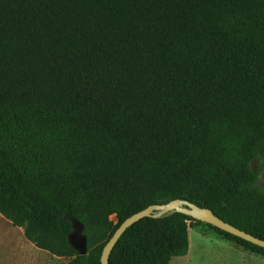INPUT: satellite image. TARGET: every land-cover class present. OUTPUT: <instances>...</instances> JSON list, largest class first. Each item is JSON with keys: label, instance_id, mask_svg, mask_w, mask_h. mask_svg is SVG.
<instances>
[{"label": "trees", "instance_id": "16d2710c", "mask_svg": "<svg viewBox=\"0 0 264 264\" xmlns=\"http://www.w3.org/2000/svg\"><path fill=\"white\" fill-rule=\"evenodd\" d=\"M263 173L264 0H0V214L37 248L100 264L173 200L264 240ZM196 227L264 259L170 212L108 264H168Z\"/></svg>", "mask_w": 264, "mask_h": 264}, {"label": "water", "instance_id": "95a60500", "mask_svg": "<svg viewBox=\"0 0 264 264\" xmlns=\"http://www.w3.org/2000/svg\"><path fill=\"white\" fill-rule=\"evenodd\" d=\"M159 211L160 213H170L178 212L186 216L192 217L193 219L200 221L202 223L211 225L221 231L229 233L235 237L241 238L248 241L254 245L264 248V240L258 239L238 228L222 221L217 216H215L211 210L207 208H199L198 206L184 200H173L167 204L162 205H152L149 206L130 217L126 218L113 232L111 237L105 243L101 257L100 264H108V256L113 246L122 235V233L135 222L143 217H159L161 215L155 216L154 213ZM163 215V214H162ZM74 231L68 236V242L70 246L79 254L85 255L87 253V240L82 234V226L77 222H72Z\"/></svg>", "mask_w": 264, "mask_h": 264}, {"label": "crops", "instance_id": "0c3cea01", "mask_svg": "<svg viewBox=\"0 0 264 264\" xmlns=\"http://www.w3.org/2000/svg\"><path fill=\"white\" fill-rule=\"evenodd\" d=\"M0 225L5 226V228L0 227V264H54L55 263L57 257H51L46 251L37 248L34 244H32L30 241H28L25 238L23 234V230L21 228L13 226L11 222L5 219L1 214H0ZM194 232H195L194 237L190 238V232L188 229V234H189L188 250L186 255L178 256L177 258L178 262H182L184 264L189 263V260L192 258V255L194 254L195 248L193 246L197 242L204 243L203 241L205 240H207L208 242H212V241L216 242V240L223 241L215 237H209L201 232H196V230ZM230 244L235 246L233 243ZM239 249L242 250L241 248ZM246 253L247 255H251L250 258L252 262L256 264H258L259 262L258 260L260 259L264 261V259L261 257L255 256L248 252Z\"/></svg>", "mask_w": 264, "mask_h": 264}, {"label": "rangeland", "instance_id": "374dc122", "mask_svg": "<svg viewBox=\"0 0 264 264\" xmlns=\"http://www.w3.org/2000/svg\"><path fill=\"white\" fill-rule=\"evenodd\" d=\"M261 182L264 183V173L261 176ZM166 213H160L159 211L155 212L154 215H162ZM110 220L115 222V217L111 216ZM0 227H4V225H0ZM202 230L207 229V233L209 237H214L210 231H208L207 227H201ZM198 230V227L189 229L190 238H193L195 235V231ZM189 235V234H188ZM204 243H196L194 244V254L192 258L189 260L188 264H256L252 262L250 256L247 255L246 252L240 250L239 248L231 245L229 242H223L216 240V242H208L207 240L203 241ZM199 248V250H198ZM178 257L171 258V261L168 264H184L182 262H178ZM69 259L66 258H57L54 264H66ZM258 264H264L263 260H258Z\"/></svg>", "mask_w": 264, "mask_h": 264}]
</instances>
